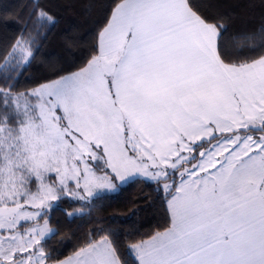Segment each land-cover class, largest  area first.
<instances>
[{
	"label": "snow or ice",
	"instance_id": "snow-or-ice-1",
	"mask_svg": "<svg viewBox=\"0 0 264 264\" xmlns=\"http://www.w3.org/2000/svg\"><path fill=\"white\" fill-rule=\"evenodd\" d=\"M26 15L0 51V264H264V15L229 34L193 0H115L80 67L21 90L57 23L40 0ZM137 184L164 224L126 254L103 226L49 246L56 211Z\"/></svg>",
	"mask_w": 264,
	"mask_h": 264
},
{
	"label": "trees",
	"instance_id": "trees-1",
	"mask_svg": "<svg viewBox=\"0 0 264 264\" xmlns=\"http://www.w3.org/2000/svg\"><path fill=\"white\" fill-rule=\"evenodd\" d=\"M57 20L54 27L46 30V38L40 43L35 59L20 75L18 89L31 88L45 79L53 78L57 71H75L89 57L96 36L110 15L115 0H40ZM210 17H232L229 34L242 30L247 25L259 24L264 15V0H193ZM29 0H0V51L7 49L19 34L27 19ZM143 191L151 188L143 184L132 186L119 196L106 197L95 202L90 215L69 223L64 214L56 211L52 225L59 230L49 243L59 251L61 258L71 254L79 241L96 227L111 228L116 232L122 253L126 254L129 240L141 238L163 226L165 211L159 200L151 205L143 201L135 208L131 202ZM63 208L78 207L62 204ZM135 211V215H133ZM126 258L131 259L126 255Z\"/></svg>",
	"mask_w": 264,
	"mask_h": 264
}]
</instances>
